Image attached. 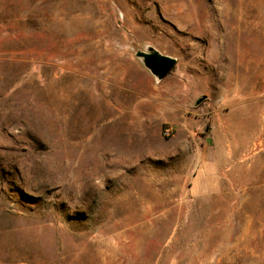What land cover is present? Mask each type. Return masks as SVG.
I'll list each match as a JSON object with an SVG mask.
<instances>
[{"label":"rangeland","instance_id":"obj_1","mask_svg":"<svg viewBox=\"0 0 264 264\" xmlns=\"http://www.w3.org/2000/svg\"><path fill=\"white\" fill-rule=\"evenodd\" d=\"M0 264H264V0H0Z\"/></svg>","mask_w":264,"mask_h":264},{"label":"water","instance_id":"obj_2","mask_svg":"<svg viewBox=\"0 0 264 264\" xmlns=\"http://www.w3.org/2000/svg\"><path fill=\"white\" fill-rule=\"evenodd\" d=\"M137 55L159 80L167 77L173 71L177 63L176 58L162 54L154 49L148 51L140 50Z\"/></svg>","mask_w":264,"mask_h":264}]
</instances>
